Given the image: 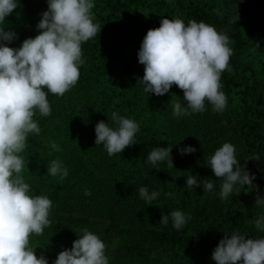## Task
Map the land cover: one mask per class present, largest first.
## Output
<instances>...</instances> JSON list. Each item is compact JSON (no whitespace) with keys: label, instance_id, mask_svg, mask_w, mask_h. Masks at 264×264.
Here are the masks:
<instances>
[{"label":"trees","instance_id":"1","mask_svg":"<svg viewBox=\"0 0 264 264\" xmlns=\"http://www.w3.org/2000/svg\"><path fill=\"white\" fill-rule=\"evenodd\" d=\"M47 7V0H20L0 25L18 33L9 47L38 34ZM92 12L101 31L82 45L78 82L63 96L48 94L51 115L36 113L41 133L29 136L22 153L32 194L47 195L54 205L50 226L30 238L36 255L53 264L82 227L102 238L110 264H216L211 255L224 233L264 236L248 223L264 214L255 206L257 195H264V0H95ZM163 17L204 21L229 35L233 54L221 77L228 98L223 112L206 102V111L177 119L172 104L183 103V90L173 85L162 96L143 91L138 51ZM112 112L134 118L140 130L136 143L109 156L95 144V125L108 122ZM50 140L63 151H52ZM224 142L235 146L237 160L256 178L222 200L219 178L206 161ZM168 145L174 168L146 162L153 147ZM186 145L197 151L181 155L178 148ZM257 155L261 160L252 159ZM57 157L68 168L66 178L46 172ZM189 175L217 180L214 191L185 187ZM142 185L160 192L151 205L139 197ZM176 208L191 217L179 231L171 220L167 226L159 222L161 213Z\"/></svg>","mask_w":264,"mask_h":264},{"label":"clouds","instance_id":"2","mask_svg":"<svg viewBox=\"0 0 264 264\" xmlns=\"http://www.w3.org/2000/svg\"><path fill=\"white\" fill-rule=\"evenodd\" d=\"M47 5L36 25L38 34L24 39L18 48L8 46L18 33L0 26V264H49L45 255H36L30 238L43 235L50 226L54 205L49 196L32 194L24 177L22 153L29 136L41 133L36 113L51 115L48 94L63 96L76 85L84 63L82 45L101 31L92 12L95 0H47ZM19 6L20 0H0V25ZM232 54L229 35L214 25L163 17L159 27L147 31L138 51V61L144 66L140 79L143 91L162 96L173 85L183 90V103L172 104V116L177 119L206 111V102L213 111L223 112L228 98L222 90L221 77L229 69ZM139 130L134 118L112 112L108 122L101 120L95 125V144L102 145L109 156L121 154L136 143ZM49 147L54 152L63 151L56 140H50ZM178 151L185 155L197 149L186 145ZM171 152L172 146H155L148 152L146 162L152 166L166 162L174 168ZM235 152L231 142H224L206 161L219 178L217 194L222 200L238 195L256 178L241 165ZM252 159L261 160L259 155ZM46 168L53 177L63 179L68 175L59 157ZM216 181L189 175L185 187L202 186L204 192L211 193ZM138 194L149 205L160 196L159 191L147 185L140 186ZM84 195L90 196L91 192L85 189ZM255 206L264 208V195H257ZM190 218V214L176 208L161 213L159 222L167 226L171 220L172 227L179 231ZM248 223L264 233V214ZM75 232L78 238L71 248L58 253L53 264H110L106 244L98 234L87 227ZM211 259L216 264H264V236L253 238L240 231L224 233Z\"/></svg>","mask_w":264,"mask_h":264}]
</instances>
